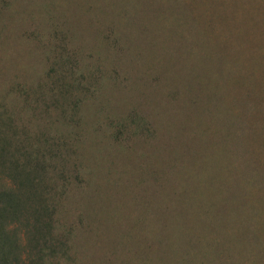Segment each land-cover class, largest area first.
Listing matches in <instances>:
<instances>
[{
  "label": "rangeland",
  "instance_id": "1",
  "mask_svg": "<svg viewBox=\"0 0 264 264\" xmlns=\"http://www.w3.org/2000/svg\"><path fill=\"white\" fill-rule=\"evenodd\" d=\"M0 104V264H264V0H0Z\"/></svg>",
  "mask_w": 264,
  "mask_h": 264
},
{
  "label": "trees",
  "instance_id": "2",
  "mask_svg": "<svg viewBox=\"0 0 264 264\" xmlns=\"http://www.w3.org/2000/svg\"><path fill=\"white\" fill-rule=\"evenodd\" d=\"M52 44V43H51ZM116 45V44H115ZM57 51V50H56ZM55 58H57V56H54ZM58 59L59 61L56 62L55 59L53 61V63L50 65V68H49V71H48V75L49 76H55V82L54 83L55 85L56 84H61V83H58L60 80H65V76H64V73L67 69V64L65 62L66 61V58L61 54L58 56ZM56 73H61L59 75V77L57 76L56 77ZM27 98L29 100V98L31 97H34V96H38L39 99H40V103L37 105V110L39 111L38 114L39 115H43V114H46V115H50V114H53L54 116H51L50 118V121H47L49 122V124H54L56 121H57V116L58 114H63L62 112H59L58 110H60L59 108V104H58V101L51 95L45 93V92H34L33 93V96H29V95H26ZM51 99V101H50ZM30 102V100H29ZM1 107H3L2 104H0ZM31 105V103H30ZM32 107V106H31ZM36 111V110H35ZM52 111V113H51ZM9 111H6L5 113H8ZM58 113V114H57ZM8 114L6 115H0V124L2 126H7V127H11L12 125H10L8 123L9 121V118H5ZM82 124H84L85 122V117L82 118L81 120ZM17 126L14 125V129L16 128ZM13 129V130H14ZM11 130V131H13ZM2 133H0L1 135ZM76 134V133H75ZM78 136V134H76ZM70 137L69 140H67V137L65 138L61 133H55L52 137L48 138L47 141H52L53 143H57V144H61V143H64V144H67L68 142H70V140H72L71 136L72 134L68 135ZM37 139H40V137H38ZM76 139V138H75ZM0 141H2V139H0ZM3 142V141H2ZM24 147V146H23ZM30 147V146H28ZM24 148H27L26 146ZM23 148V153L20 151V149H3L0 153V167H4L8 162H6L7 160H14L15 158H19L20 156L26 158V160L28 161V163L32 166V171H25L23 168H25L27 165H24L22 169H19L20 168V165H18L17 163H14V162H10L9 165H10V173H9V177L10 179H21V180H24V181H28L29 177L35 173V171H38L40 170L41 168L44 167V164L39 162L40 160H43L45 157H47V154H49V157H56V151L55 150H59V149H54V148H48L46 150H41V149H38V148H30V150H26ZM46 148V147H45ZM44 148V149H45ZM35 163V164H34ZM19 169V170H18Z\"/></svg>",
  "mask_w": 264,
  "mask_h": 264
}]
</instances>
